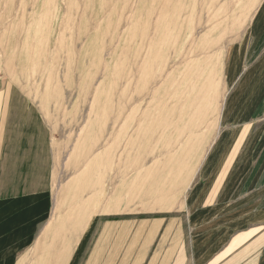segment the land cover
Here are the masks:
<instances>
[{
  "label": "rangeland",
  "instance_id": "obj_1",
  "mask_svg": "<svg viewBox=\"0 0 264 264\" xmlns=\"http://www.w3.org/2000/svg\"><path fill=\"white\" fill-rule=\"evenodd\" d=\"M263 91L264 0H0V103L49 169L44 216L15 227L123 225L125 212L182 207L237 133L261 145ZM18 236L57 247L77 234ZM55 246L31 261L54 262Z\"/></svg>",
  "mask_w": 264,
  "mask_h": 264
},
{
  "label": "crops",
  "instance_id": "obj_2",
  "mask_svg": "<svg viewBox=\"0 0 264 264\" xmlns=\"http://www.w3.org/2000/svg\"><path fill=\"white\" fill-rule=\"evenodd\" d=\"M263 101L264 91L252 115ZM4 105L2 101L0 264H35L31 250L54 249L53 241L46 237L42 241L39 236L19 241L18 235L52 232L77 236L74 243L61 238L56 260L52 262L48 254L44 264H69L72 259L75 264H264V140L253 147L251 131L242 142L243 133H237L219 163L216 154L204 161L203 175L188 187L182 207L163 209L158 204L155 209L125 212L134 220H125L123 225L75 226L60 231L47 226L15 227V219L44 216L49 169L45 148L20 131L19 125L14 128ZM89 233L90 241L85 236ZM20 250L27 252L17 256Z\"/></svg>",
  "mask_w": 264,
  "mask_h": 264
},
{
  "label": "bare ground",
  "instance_id": "obj_3",
  "mask_svg": "<svg viewBox=\"0 0 264 264\" xmlns=\"http://www.w3.org/2000/svg\"><path fill=\"white\" fill-rule=\"evenodd\" d=\"M214 73V72H213ZM213 73H211V74H213ZM215 74V73H214ZM211 77V76H210ZM213 78V77H212ZM216 79V78H215ZM207 83V82H206ZM211 86V85H210ZM213 87V86H212ZM192 146V145H191ZM193 157V156H192ZM190 170V169H189ZM191 171V170H190Z\"/></svg>",
  "mask_w": 264,
  "mask_h": 264
}]
</instances>
